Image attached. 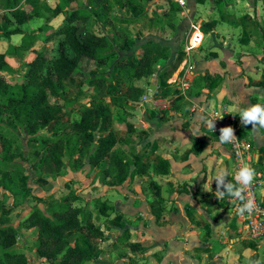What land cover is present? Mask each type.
I'll use <instances>...</instances> for the list:
<instances>
[{
    "label": "crops",
    "instance_id": "0c3cea01",
    "mask_svg": "<svg viewBox=\"0 0 264 264\" xmlns=\"http://www.w3.org/2000/svg\"><path fill=\"white\" fill-rule=\"evenodd\" d=\"M41 1L51 8L60 2ZM150 1L151 6L154 1L159 5L154 10L158 18L150 15L149 20H142L137 34L128 37L123 48H116V56L110 63L114 62L113 67L116 64L115 71L120 60L134 64L141 47L148 42L167 46L168 57L159 61L149 80L135 82L146 89V100L135 103L133 109L113 107V128L117 146L132 160L167 159L170 172L111 177L104 184L99 167H92L88 157L76 165L67 161L62 176L41 174L23 162L27 173L23 183L32 193L15 199L0 188V199L7 203L5 208L16 205L10 212L0 211V240L7 233L6 227L14 226L18 237L10 250L25 253L30 264L50 262L38 255L37 229L26 228L23 221L36 205L46 211L40 200L51 194L60 197L71 189L83 198L76 205L87 206L93 212L92 220L82 230L92 251L99 253L90 264H251L255 260L264 264V239H251L229 197L223 200L215 197L216 172L221 167L232 172L234 161L230 145H222L206 127L210 113L229 114L238 125L240 136L252 145V167L264 174V128L256 131L251 125L245 126L238 115L248 104L264 103V0H186L184 7L174 0ZM21 5L30 10L25 0ZM78 7L74 4L70 8ZM81 7L88 8L85 0ZM8 13L0 9V35L3 29L11 28ZM64 19V14L49 22L35 16L24 23L23 29L36 33L37 40L47 41L43 51L48 49L50 55L49 43L54 39L60 41L62 36L49 39V34ZM194 23L202 27L204 40L200 48L187 52L188 35ZM42 27L44 31L39 30ZM81 31L113 36L111 28L93 16L83 23ZM22 39L21 34L0 36V53L6 54L9 64L14 63L11 64L14 72L5 73L9 80L23 77L25 68L19 64L30 62L41 52L35 45L16 49ZM105 66L87 59L82 68L94 75L108 73L103 71ZM184 81L189 82V88L183 87ZM73 84L69 98L92 90L81 79L73 80ZM167 86L174 94L158 98L157 93ZM101 102L111 103V96ZM73 117L78 118V114ZM61 119L68 121L71 117L62 115ZM127 122L137 127L132 134L128 133ZM197 130L200 135L196 136ZM102 131V121L98 120L92 141ZM42 134L56 135L51 126ZM29 150L25 149L26 153ZM45 154L46 150L42 155ZM180 186L190 192H178ZM98 197L105 198L111 206L107 216L101 215L96 207L94 200ZM98 231L104 238L97 235Z\"/></svg>",
    "mask_w": 264,
    "mask_h": 264
},
{
    "label": "trees",
    "instance_id": "16d2710c",
    "mask_svg": "<svg viewBox=\"0 0 264 264\" xmlns=\"http://www.w3.org/2000/svg\"><path fill=\"white\" fill-rule=\"evenodd\" d=\"M83 1L60 0L55 8H51L41 0H25L30 7V10H26L21 5L22 0H0V9L9 11L5 15L11 24V28L0 36L23 35L22 43L16 49H30L37 40L36 33L30 34L23 29L29 19L39 16L49 22L61 14L65 15L62 25L49 34V39L62 36L58 54L50 56L48 49L37 52L35 58L25 64L23 77L13 80L6 77V72L14 71L6 54L0 53V119L21 127L29 137L28 145L35 143L28 155L17 133L1 140L0 188L15 199L32 193L23 183L27 175L23 162H28L41 174L62 176L66 172L67 161H73L76 165L88 157L92 167H99L98 174L104 184L111 177L133 178L151 171L160 175L170 172L167 159L159 162L132 160L117 146V134L113 128V107L134 108V104L146 93V89L135 82L149 80L159 61L168 57L169 48L160 42H148L141 47V54L134 64L129 60H120L117 63L119 72L92 75L89 70L82 68L85 60H93L99 66L108 65L116 56V48H123L128 37L133 36L130 31L133 19L112 16V11H123L128 5L142 10L144 5L140 0H85L88 8H83ZM74 4L79 7L71 9ZM92 16L111 28L112 38L94 31H81L83 23ZM75 79L88 82L92 90L81 91L69 98ZM171 94L174 93L167 86L156 96L165 98ZM108 96H111V103L101 102ZM82 98H88V101L83 102ZM74 114H78V118L73 117ZM62 115L71 117V120H62ZM98 120L102 121L103 131L94 142L91 137ZM126 125L129 134L137 129L132 123L127 122ZM50 126L56 135H43L42 131ZM44 150L45 156L42 155ZM182 191L190 192L180 186L178 192ZM81 201L83 198L73 189L60 197L51 194L40 200L46 211L36 205L23 221L26 228L37 229L38 255L50 264H90L99 254L92 251L82 234V230L92 220L93 212L87 206L76 205ZM94 202L101 215L109 214L111 206L105 198H95ZM5 206L0 205L3 213L16 207L13 205L7 209ZM6 229V235L0 240L3 248L0 264H30L25 253L10 250L16 244L17 229L14 226ZM97 235L104 238V234L99 231Z\"/></svg>",
    "mask_w": 264,
    "mask_h": 264
},
{
    "label": "built area",
    "instance_id": "2783aa9c",
    "mask_svg": "<svg viewBox=\"0 0 264 264\" xmlns=\"http://www.w3.org/2000/svg\"><path fill=\"white\" fill-rule=\"evenodd\" d=\"M179 3L181 6H186V0H174ZM204 40V32L202 27L199 24H191L190 32L187 40V52H191L200 48ZM184 88H189V82H183ZM148 98V94L144 95L141 98L142 100H146ZM196 108L198 107L195 106ZM220 114L218 112L210 113V115L206 119V127L209 131H211L215 136L219 138L220 129L225 126H231L234 129V134L236 135L235 140L232 143H229L233 161H234V169L240 167L244 163L253 164V150L252 145L245 138L240 136V129L236 124L235 120L231 118L229 114L223 113L222 118H217V115ZM216 119V120H215ZM215 120V128L212 130L207 126L209 121ZM247 197L251 198L255 204V208L251 214L245 213L243 215H239V218L246 224L249 235L253 241H258L264 239V174L262 171L256 170V178L246 193Z\"/></svg>",
    "mask_w": 264,
    "mask_h": 264
},
{
    "label": "clouds",
    "instance_id": "9594fccd",
    "mask_svg": "<svg viewBox=\"0 0 264 264\" xmlns=\"http://www.w3.org/2000/svg\"><path fill=\"white\" fill-rule=\"evenodd\" d=\"M238 115L243 125H251L256 131L264 128V103L248 104ZM222 116V114H218L216 119L222 118ZM215 120L209 121L207 124L212 130L215 128ZM195 135H200L198 130ZM235 138L236 135L231 126H225L220 129L219 139L222 145L232 143ZM181 139H183L182 134ZM230 176L232 177L231 180H229ZM255 178L256 170L250 163H244L232 172L221 167L213 178L216 182V199L223 200L227 196L235 203L234 211L237 214L243 215L246 212L251 214L255 208V204L251 198L247 197L246 193L252 186ZM251 264H261V261H251Z\"/></svg>",
    "mask_w": 264,
    "mask_h": 264
},
{
    "label": "rangeland",
    "instance_id": "374dc122",
    "mask_svg": "<svg viewBox=\"0 0 264 264\" xmlns=\"http://www.w3.org/2000/svg\"><path fill=\"white\" fill-rule=\"evenodd\" d=\"M141 2H142V4L143 5H145V9L144 10H138V9H136L134 6H130V7H126V8H124L123 9V11H118L117 9H115V10H113L112 11V16H124V17H130L131 19H133V21H132V27H131V25H130V31L132 32V33H134V35L135 34H137V28H138V26H139V24L141 23V21L142 20H149L151 17H150V15H153L154 17H153V19H155V18H158V15H156V13H154V10H156V8L159 6L158 5V3L156 2V1H154L155 3H153V5L151 6L150 4L152 3V1H150V0H140ZM151 2V3H150ZM157 3V4H156ZM146 13V15H144ZM152 25L153 24H151L150 26L152 27ZM46 29H47V27H46ZM40 31H44L45 30V27H42V28H40L39 29ZM0 32H1V30H0ZM3 32H5L4 31V29H3ZM2 32V33H3ZM135 41V40H134ZM45 43H47V41H45ZM45 43H43V41L42 40H37L36 41V43L35 44H33L31 47H33L34 45L36 46V47H38L39 48V50L42 52L46 47H45ZM49 44H51L50 46H49V48H50V56H54V54H57L58 53V51H59V39H54L51 43H49ZM23 63V62H22ZM19 64V67L20 68H22V67H24L25 66V63H23V64ZM12 64V63H11ZM11 64H9L10 65V67L12 68V66H11ZM14 64V63H13ZM12 64V65H13ZM112 64H114V62H112V63H110V64H108L107 66H105L104 67V69H103V71H109L108 73L109 74H113V72L115 73V72H119V71H115V67H116V64H115V66L113 67L112 66ZM13 69V68H12ZM13 71H14V69H13ZM97 71H99L100 72V69H97ZM102 72V71H101ZM9 74H10V72H9ZM21 76H24V74L23 73H21ZM76 90V93L78 92V90L77 89H75ZM83 92V91H82ZM81 92H78V94H80ZM82 100L84 101V102H87L88 101V98H82ZM54 109H56V110H59V108H57V107H55ZM63 112V111H62ZM117 112H119V111H117ZM18 134L19 135V137H20V141H21V143L23 144V147H25V149L26 150H28V149H30L29 151H27V154L29 155L30 154V152L33 150V148L35 147V143H33V144H29L28 145V140H29V137H28V135L25 133V131L21 128V127H19V126H17V125H14V124H7V123H5V122H3L1 119H0V143H1V140L5 137V136H7V135H9V134ZM2 149V147H1V145H0V150ZM31 157V156H30ZM80 203H82V202H80ZM1 204H4V205H7V203L4 201V199L3 198H1L0 199V205ZM2 210V207H0V211Z\"/></svg>",
    "mask_w": 264,
    "mask_h": 264
}]
</instances>
